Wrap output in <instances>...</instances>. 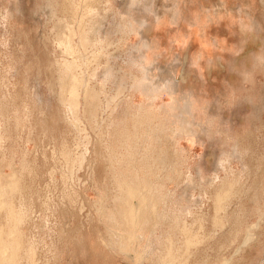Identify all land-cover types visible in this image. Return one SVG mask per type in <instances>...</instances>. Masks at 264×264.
Listing matches in <instances>:
<instances>
[{"label":"rangeland","instance_id":"rangeland-1","mask_svg":"<svg viewBox=\"0 0 264 264\" xmlns=\"http://www.w3.org/2000/svg\"><path fill=\"white\" fill-rule=\"evenodd\" d=\"M147 1L0 0L1 264H264V0Z\"/></svg>","mask_w":264,"mask_h":264},{"label":"bare ground","instance_id":"bare-ground-1","mask_svg":"<svg viewBox=\"0 0 264 264\" xmlns=\"http://www.w3.org/2000/svg\"><path fill=\"white\" fill-rule=\"evenodd\" d=\"M147 3L150 5V7L148 9L144 8L143 5H138L136 6L137 8H135L136 12L132 13V19L138 24V25H141L140 26V29L143 33V36H145L146 34V37L144 38V50L143 52H146V50L150 47V41H149V32L151 31V28L154 27V24L152 23L153 22V16L151 14L153 13H157L158 12V9L157 7H155V0H148ZM140 4V3H139ZM127 7L130 5H126ZM132 6V5H131ZM154 15V14H153ZM152 16V18H151ZM136 24V25H137ZM134 25V24H133ZM148 34V35H147ZM83 39V38H82ZM146 41V42H145ZM142 45V44H141ZM141 47V46H140ZM143 49V48H142ZM139 51L141 49H138ZM142 52V51H141ZM133 54V53H132ZM155 64L153 65H149V66H145V71H144V78L142 79L141 81V88L144 92V94L146 95V97L148 99H151L152 101H155L156 98L159 97L160 94H162L163 91H170V88H171V85H172V82H174V78H175V74H174V70L173 68L174 67H170L169 64H166V65H161L159 64V62L157 63L154 62ZM161 63V62H160ZM174 66V64H173ZM175 69V68H174ZM177 69V68H176ZM78 86V85H77ZM175 86V85H174ZM80 87V86H79ZM72 88V92L73 93H76V84L73 82L71 87ZM80 90V88H79ZM88 91V90H87ZM85 92V91H84ZM63 94V93H62ZM79 94V93H78ZM73 95V94H72ZM86 97H87V94H86ZM89 97V96H88ZM184 98V105L182 106L181 104V108L186 112V113H190L191 112V105H192V101H191V98H189V96H185V97H182ZM88 99V98H87ZM77 101V100H76ZM88 101V100H87ZM182 101V100H181ZM72 102V101H71ZM93 115V114H92ZM91 115V116H92ZM90 116V117H91ZM135 145V141H132V144H130L129 142H125L124 143V148L128 151H133L134 149L136 151L140 150V148H138L137 146H134ZM135 147V148H134ZM142 151V150H141ZM148 161V159H147ZM123 183V182H122ZM131 194V192H130ZM134 194V192H133ZM132 194V196H133ZM131 196V195H130ZM132 196L130 198H132ZM126 197H128L126 195ZM135 198V197H134ZM136 199V198H135ZM133 200V199H132ZM129 201H131V199H129ZM128 201V202H129ZM134 201V200H133ZM132 202V201H131ZM135 203V202H134ZM130 204V203H129ZM130 207H131V204H130ZM133 208V206H132ZM131 208V209H132ZM138 210H139V207L137 206ZM134 210V209H133ZM132 210V211H133ZM135 211V210H134ZM133 211V212H134ZM124 212V211H123ZM130 212V211H129ZM139 212V211H138ZM131 213V212H130ZM142 213V212H141ZM140 213V215H141ZM9 214V213H7ZM126 214V213H125ZM135 214V213H134ZM144 214V213H143ZM133 215V213H132ZM138 215V216H140ZM146 215V214H145ZM144 215V216H145ZM135 216V215H134ZM133 216V217H134ZM137 216V217H138ZM10 217V216H9ZM12 217V216H11ZM3 234V233H2ZM3 239V238H2ZM1 240V238H0ZM4 240V239H3ZM4 242V241H3ZM5 243V242H4ZM2 245V244H1ZM3 246V245H2ZM8 247V246H6ZM10 247V246H9ZM2 251V250H0ZM4 256V255H3ZM1 257V256H0ZM1 259V258H0ZM5 259V257H4ZM8 259V258H6ZM6 259L4 261H6ZM12 260V259H11ZM10 260V261H11ZM3 260H1L2 262ZM8 261V260H7ZM0 262V264H1ZM5 263V262H4ZM3 264V263H2ZM7 264V263H5ZM12 264V262H11ZM15 264V263H14Z\"/></svg>","mask_w":264,"mask_h":264}]
</instances>
